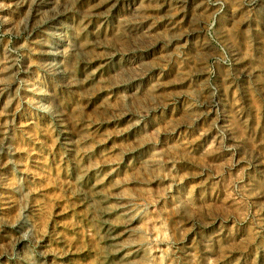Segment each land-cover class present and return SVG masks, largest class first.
<instances>
[{"label": "rangeland", "instance_id": "rangeland-1", "mask_svg": "<svg viewBox=\"0 0 264 264\" xmlns=\"http://www.w3.org/2000/svg\"><path fill=\"white\" fill-rule=\"evenodd\" d=\"M0 264H264V0H0Z\"/></svg>", "mask_w": 264, "mask_h": 264}, {"label": "bare ground", "instance_id": "bare-ground-1", "mask_svg": "<svg viewBox=\"0 0 264 264\" xmlns=\"http://www.w3.org/2000/svg\"><path fill=\"white\" fill-rule=\"evenodd\" d=\"M6 3V2H5ZM4 3V4H5ZM39 3V2H38ZM111 5V4H110ZM89 7V6H88ZM27 8V7H26ZM85 8V7H84ZM133 9V8H132ZM97 13V12H96ZM43 14V13H42ZM131 16V15H130ZM20 18V17H19ZM59 18V17H58ZM145 19V18H144ZM142 20V19H141ZM16 22V21H15ZM47 22V21H46ZM61 36V35H60ZM156 39V38H155ZM93 40V39H92ZM232 40V39H231ZM132 41V40H131ZM144 43V42H143ZM245 43V42H244ZM78 44V43H77ZM47 48V47H46ZM140 48V47H139ZM89 50V49H88ZM60 51V50H59ZM58 51V52H59ZM85 51V50H84ZM83 51V52H84ZM118 51V50H117ZM57 52V51H56ZM73 52V51H72ZM80 52V51H79ZM92 52V51H91ZM74 53V52H73ZM58 56H59V54H58ZM82 57V56H81ZM72 58V57H71ZM86 59V58H85ZM63 66V65H62ZM118 66V65H117ZM143 66V65H142ZM84 69V68H83ZM60 70H62V69H60ZM124 70V69H123ZM136 70V69H135ZM85 73V72H84ZM115 73V72H114ZM131 74V73H130ZM107 75V74H106ZM114 76V75H113ZM83 76H81V78H82ZM132 77V76H131ZM103 78V77H102ZM71 80V79H70ZM73 81V80H72ZM120 81V80H119ZM126 81V80H125ZM10 84V83H9ZM150 84V83H149ZM148 85V84H147ZM149 89V88H148ZM82 90V89H81ZM152 94V93H151ZM101 96V95H100ZM133 96V95H132ZM112 98V97H111ZM134 100V99H133ZM136 100V99H135ZM132 103V102H131ZM120 110V109H119ZM118 111V110H117ZM114 115V114H113ZM242 122V121H241ZM111 227V226H110ZM112 232H113V230H112ZM111 232V233H112ZM18 239V238H17ZM115 239V238H114ZM106 241V240H105ZM118 254V253H117ZM114 256V255H113Z\"/></svg>", "mask_w": 264, "mask_h": 264}]
</instances>
